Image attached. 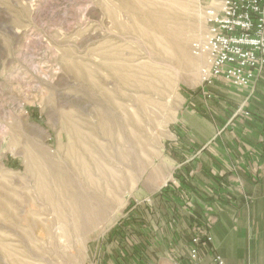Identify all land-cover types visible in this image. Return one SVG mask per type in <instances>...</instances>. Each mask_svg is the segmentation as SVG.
Listing matches in <instances>:
<instances>
[{"label":"rangeland","instance_id":"obj_1","mask_svg":"<svg viewBox=\"0 0 264 264\" xmlns=\"http://www.w3.org/2000/svg\"><path fill=\"white\" fill-rule=\"evenodd\" d=\"M206 4L0 0V264H104L135 238L208 85Z\"/></svg>","mask_w":264,"mask_h":264},{"label":"crops","instance_id":"obj_2","mask_svg":"<svg viewBox=\"0 0 264 264\" xmlns=\"http://www.w3.org/2000/svg\"><path fill=\"white\" fill-rule=\"evenodd\" d=\"M189 100L167 138L168 173L135 193L145 221L104 264H186L197 221L228 264H264V70L250 86L218 78Z\"/></svg>","mask_w":264,"mask_h":264},{"label":"built area","instance_id":"obj_3","mask_svg":"<svg viewBox=\"0 0 264 264\" xmlns=\"http://www.w3.org/2000/svg\"><path fill=\"white\" fill-rule=\"evenodd\" d=\"M208 24L206 37L194 43L196 54L208 56L204 69L208 84L224 78L245 87L264 70V0H204ZM186 264H228L213 252L203 261L212 237L204 226H195Z\"/></svg>","mask_w":264,"mask_h":264},{"label":"bare ground","instance_id":"obj_4","mask_svg":"<svg viewBox=\"0 0 264 264\" xmlns=\"http://www.w3.org/2000/svg\"><path fill=\"white\" fill-rule=\"evenodd\" d=\"M203 56V55H202Z\"/></svg>","mask_w":264,"mask_h":264}]
</instances>
